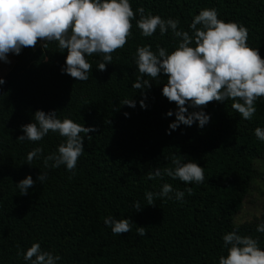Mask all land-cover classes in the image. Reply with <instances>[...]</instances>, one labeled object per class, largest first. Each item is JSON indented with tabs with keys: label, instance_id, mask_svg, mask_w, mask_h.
Listing matches in <instances>:
<instances>
[{
	"label": "trees",
	"instance_id": "1",
	"mask_svg": "<svg viewBox=\"0 0 264 264\" xmlns=\"http://www.w3.org/2000/svg\"><path fill=\"white\" fill-rule=\"evenodd\" d=\"M130 3L134 11L142 7L145 14L179 19L178 30L190 35L194 16L201 9L215 8L220 19L248 28V45L259 48L264 59V0ZM132 24L133 36L113 53L106 71L96 70L102 57H87L92 72L84 82L61 73L67 51L56 43L10 54L13 64L0 77L5 80L0 86V264H26L17 256V246L26 251L33 243L62 257L57 264H218L219 257L227 255L222 237L237 228L239 235L258 237L264 251V234L256 232L264 213L239 225L231 222L251 182L264 181L252 165L264 160V142L254 135L257 127L264 128V98L256 101L257 111L249 121L231 108V100L210 102L202 109L211 117L204 128L198 122L191 127L181 124L167 135L176 119L175 114L166 116L169 110L176 111L175 103L162 95L167 77L151 80L152 87L145 92L147 109H142L141 90L132 88L139 76L133 57L141 45H151L155 52L159 44L170 54L177 42L170 30L164 36L157 30L145 38L135 20ZM124 99L136 101V107H122ZM37 110H55L61 120L97 129L88 134L91 140L84 139L75 176L63 165L45 168L43 156L26 164L32 149L42 147L46 156L64 142L52 132L36 143L17 141L23 135L21 126L35 122ZM172 155L204 167V182L186 185L166 175L148 180L155 168L174 167ZM41 172L47 173L43 184L37 181L28 195L21 196L16 184L28 175L36 181ZM165 183L179 191L191 187L193 194L185 192L184 202L154 198L155 205L148 206L145 193L159 192ZM136 201L142 208L139 212L133 207ZM108 216L130 219L131 232L113 235L103 222ZM137 226L145 227L147 234L139 236Z\"/></svg>",
	"mask_w": 264,
	"mask_h": 264
},
{
	"label": "clouds",
	"instance_id": "2",
	"mask_svg": "<svg viewBox=\"0 0 264 264\" xmlns=\"http://www.w3.org/2000/svg\"><path fill=\"white\" fill-rule=\"evenodd\" d=\"M133 20L142 37H152L157 30L164 36L170 30L177 42L170 54L159 44L155 52L151 45H141L133 57L139 76L132 83V88L141 90L144 97L140 101L142 109H147L145 92L151 89V80L159 79L161 75L167 77L162 95L176 105L175 113L172 110L166 113L168 117L173 114L176 117L169 124L167 135L181 124L191 127L198 122V127L204 128L211 117L202 109L210 102L231 100V108L243 120L253 118L257 111L256 101L264 98V59L259 48L248 45V28L241 23L220 19L215 8L201 9L194 16L189 24L190 35L189 31L178 30L179 19H164L151 12L145 14L142 7L134 11L130 0H0V62L11 64L9 54L20 55L24 48L34 49L38 44L47 48L50 43H56L62 52L67 51L61 73L84 82L92 72V64L87 57H102L97 61L96 70L106 71L107 65L112 64L113 53L123 49L128 38L133 36ZM4 84L5 80L0 78V86ZM121 104L122 107H136V101L132 99H124ZM189 108L200 111L189 112ZM124 115L128 118L129 113ZM33 120L35 122L21 126L23 135L17 141L36 143L52 132L62 137L64 142L59 144L57 151L46 156L42 147L32 149L27 154L26 164L30 166L35 158L43 156L45 168L55 169L63 165L75 176L78 160L85 151L84 139L91 140L88 134L97 129L68 118L61 120L55 110L48 113L37 110ZM254 135L264 142V128L257 127ZM169 159L174 167L155 168L148 173L147 179H163L166 175L186 185L204 182V167L190 160L182 162L177 155ZM46 179L47 173L41 172L36 181L28 175L16 186L20 195L25 196L37 181L43 184ZM185 192L193 194L191 187L179 191L165 183L159 192H146L145 198L148 206L155 205L154 198L184 202ZM133 207L137 212L142 210L138 201L133 203ZM103 222L113 235L121 236L132 230L130 219L108 216ZM238 231V228L234 229L222 237L227 255H221L218 264H264L259 238L242 236ZM136 232L139 236L147 234L142 226H137ZM256 232L264 234V223L257 225ZM17 247V256H22L26 264H57L62 259L42 251L40 243H33L26 251Z\"/></svg>",
	"mask_w": 264,
	"mask_h": 264
},
{
	"label": "rangeland",
	"instance_id": "3",
	"mask_svg": "<svg viewBox=\"0 0 264 264\" xmlns=\"http://www.w3.org/2000/svg\"><path fill=\"white\" fill-rule=\"evenodd\" d=\"M39 46L38 44L35 48ZM8 59L11 64L0 62V77L9 71L13 64V58L10 54ZM252 165L258 173L264 175V160H254ZM261 213H264V181L256 179L251 182V186L242 202L241 210L232 218L231 222L233 225H239L258 217Z\"/></svg>",
	"mask_w": 264,
	"mask_h": 264
}]
</instances>
